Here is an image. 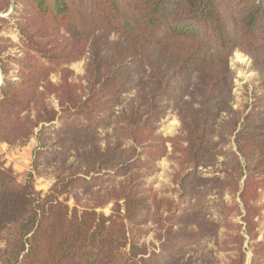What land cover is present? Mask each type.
Instances as JSON below:
<instances>
[{"label": "trees", "instance_id": "obj_1", "mask_svg": "<svg viewBox=\"0 0 264 264\" xmlns=\"http://www.w3.org/2000/svg\"><path fill=\"white\" fill-rule=\"evenodd\" d=\"M15 2L14 13L22 18L19 32L25 52L23 56L11 54V45L0 40L4 79L0 86V143L25 145L40 123L54 124L57 120L62 122L60 130L67 135L77 134L80 138L87 135L106 121L112 99L125 93L132 72L149 75L150 90L143 101L150 122L159 118L156 105L161 97L172 94L176 101L182 100L193 76L200 73L201 107L185 123L187 147L183 161L192 166V171L183 177L182 196L196 197V202L184 212L201 213L207 191L220 188L219 179L206 180L199 176V169L210 166L218 156V143L212 140L213 125L218 102L232 83L230 57L236 49L254 58L260 54L264 68V0ZM21 4L24 11L20 10ZM63 33L69 35L71 43L58 41ZM213 49L216 53L212 56ZM86 56L85 98L79 96L77 85L72 83L70 69L63 71L61 85L45 83L51 66H62ZM46 92L60 101L61 115L42 98ZM136 118L126 121L128 128L135 129L127 134V140L154 147L150 143L152 138L145 139L146 133L142 132L149 124L144 122L137 131L133 126ZM80 119L86 123L76 126ZM236 128L237 123L226 132L232 134ZM249 130V126H243L238 138ZM260 130L254 137L264 138V125ZM163 141L165 146L166 140ZM239 150L245 157L246 144H240ZM261 150L264 162V147ZM162 152L164 155L165 147ZM109 153L102 155L94 150L84 160L93 166L92 170L97 165L109 167L114 161V150ZM127 165L118 169L119 175L128 176L130 167L138 164ZM77 178L74 174L58 179L44 195L37 191L31 178L21 183L0 161V264H184L180 259L163 263L160 255L139 258L125 251L128 221L143 224L151 211L148 197L136 191L134 182L121 187L111 215L106 216L92 209L72 208L62 201ZM247 181L241 198L249 206L253 189ZM195 223L200 229V238L195 243L218 233L213 222L196 219ZM186 244L175 250L181 252L192 245ZM168 248L167 244L163 246V250ZM261 260L264 244L254 252L252 264H264Z\"/></svg>", "mask_w": 264, "mask_h": 264}, {"label": "rangeland", "instance_id": "obj_2", "mask_svg": "<svg viewBox=\"0 0 264 264\" xmlns=\"http://www.w3.org/2000/svg\"><path fill=\"white\" fill-rule=\"evenodd\" d=\"M16 5L15 0H0V40L2 44L11 45L9 53L23 56L25 51L19 32L22 18L14 13ZM19 7L25 10L22 4ZM62 36V39L58 38L59 42H72L68 34L63 33ZM212 53V56L215 55V49ZM259 57L260 54L254 58L242 49H236L230 57L232 83L218 102L213 125L212 140L218 143V156L210 166L199 169L200 177L219 179L220 188L207 191L201 213L190 215L184 212L196 202V197L189 199L182 196L183 177L192 171V166L183 161V151L187 147L185 123L201 107L200 73L193 76L191 87L182 100L176 101L172 94L161 97L156 105L159 118L148 122L143 97L150 90L149 75L132 72L125 93L112 99V109L99 127L80 138V135L71 137L62 132L59 120L54 124L40 123L25 145L1 142L0 161L13 171L21 183L31 178L37 191L44 195L58 179L76 174L78 181L71 191L66 192L62 201L72 208L92 209L106 216L111 215L121 187L126 182H134L136 191L148 197L151 205L145 223L128 221L125 251L135 253L139 258L156 254L161 256L163 263L180 259L184 264H252L254 252L264 244V162L261 161L264 138L254 137L260 134L264 125V68ZM87 61L86 56L62 66H51L45 83L61 85L63 71L70 69L73 74L71 81L77 85L82 97L88 92ZM15 71L14 78L17 79ZM0 76L3 83L1 66ZM42 98L59 115L62 114L61 103L54 95L49 96L46 92ZM133 117H137L133 121L137 131L144 122L149 124L142 132L146 133L145 139L152 138L150 143L154 147L148 143H134L133 139L127 140V134L135 132V129L128 128L126 121ZM80 123L86 121L77 120L76 126ZM235 123L236 130L232 134L226 132ZM243 126H249L250 130L247 135L242 134L238 138ZM71 138L74 140L71 141ZM163 139L166 140L165 146ZM242 143L248 149L245 157L239 150ZM164 147L166 152L162 155ZM94 150L102 155L114 150V161L109 167L97 165L92 170L93 166H88L84 159ZM149 153L153 155L150 157ZM123 163L138 165L130 167L128 176H123L118 174V169L125 165ZM252 165H258L257 169ZM127 166L129 168L130 165ZM248 171L250 174H247ZM246 181L253 189L249 206L241 198ZM196 219L215 223L218 233L202 237L199 243H195L200 238ZM184 242L192 245L181 252L175 250ZM166 244L169 248L163 250Z\"/></svg>", "mask_w": 264, "mask_h": 264}, {"label": "crops", "instance_id": "obj_3", "mask_svg": "<svg viewBox=\"0 0 264 264\" xmlns=\"http://www.w3.org/2000/svg\"><path fill=\"white\" fill-rule=\"evenodd\" d=\"M2 81V79H1V76H0V82Z\"/></svg>", "mask_w": 264, "mask_h": 264}, {"label": "water", "instance_id": "obj_4", "mask_svg": "<svg viewBox=\"0 0 264 264\" xmlns=\"http://www.w3.org/2000/svg\"><path fill=\"white\" fill-rule=\"evenodd\" d=\"M1 84H2V81L0 82V86H1Z\"/></svg>", "mask_w": 264, "mask_h": 264}]
</instances>
